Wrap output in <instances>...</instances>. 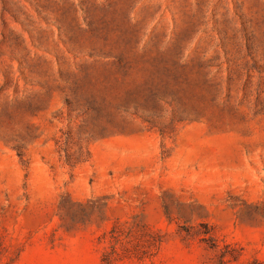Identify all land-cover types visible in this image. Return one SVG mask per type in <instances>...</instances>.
I'll use <instances>...</instances> for the list:
<instances>
[{
	"label": "rangeland",
	"instance_id": "374dc122",
	"mask_svg": "<svg viewBox=\"0 0 264 264\" xmlns=\"http://www.w3.org/2000/svg\"><path fill=\"white\" fill-rule=\"evenodd\" d=\"M0 264H264V0H0Z\"/></svg>",
	"mask_w": 264,
	"mask_h": 264
}]
</instances>
